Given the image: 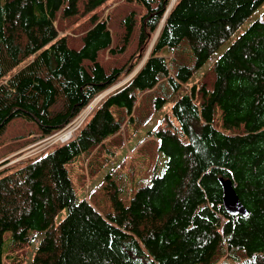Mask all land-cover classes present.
Returning a JSON list of instances; mask_svg holds the SVG:
<instances>
[{
    "label": "trees",
    "instance_id": "16d2710c",
    "mask_svg": "<svg viewBox=\"0 0 264 264\" xmlns=\"http://www.w3.org/2000/svg\"><path fill=\"white\" fill-rule=\"evenodd\" d=\"M108 1L0 0V134L24 118L38 129L25 141L67 126L130 75L153 41L136 74L102 99L73 140L0 163L7 165L0 169V264L36 236L30 264H264V21H253L213 58L264 0H177L169 10L171 0H125L144 10L138 57L106 70L99 52H123L136 29L131 13L114 45L107 22L94 13ZM59 14L68 20L91 14L78 48L59 37ZM209 61L207 73L172 103L177 126L165 120L149 132L165 157L162 174L125 205L111 171L105 214L77 199L66 166L133 123L141 97L158 112ZM220 179L231 181L246 217L224 211Z\"/></svg>",
    "mask_w": 264,
    "mask_h": 264
},
{
    "label": "rangeland",
    "instance_id": "374dc122",
    "mask_svg": "<svg viewBox=\"0 0 264 264\" xmlns=\"http://www.w3.org/2000/svg\"><path fill=\"white\" fill-rule=\"evenodd\" d=\"M94 13L99 15V19L107 22L112 33L114 45L117 43V40L120 36H122L124 31V27L121 23L122 20L127 15L132 13L135 19L136 29L133 37L128 40L125 50L116 54H110L107 51H100L98 54V61L106 70H110L112 67L116 66H127L135 62L138 57L136 33L139 25V18L144 13L143 8L136 4H128L125 0H109L104 5L99 7ZM91 14L83 17L79 16L76 19L70 20L61 18L60 14L57 15L55 25L59 30V37L67 36L68 45L73 48H78L80 45V36L89 27L88 18ZM257 19L264 21V2L217 50L213 58L221 55L227 47H229V45L233 43L235 39ZM152 43L131 74L122 77V81L119 82L120 86L125 84L142 66L149 54ZM27 63L28 60L22 62L14 68L11 73L13 74L17 72ZM211 63V61L207 62L193 76V78L188 81V83L180 88L177 94L173 95L163 105L158 112L156 111L152 113L151 109L149 110V106L147 105L149 99L148 96L141 97L137 102V108L134 112L136 119H134L133 123H127V125L124 124L120 134L109 139L106 147H101L89 155H80L73 163L66 166L69 177L76 190L77 199H87L96 207V209H98V211L105 214L111 210V203L106 194V191L110 189V185L104 189V187H106L105 177L111 171L113 173L112 179H115V184L117 186L116 189L119 191V197L125 205L129 203L132 195L138 188L143 187L150 182L153 175L160 176L162 174L165 157L157 151L156 141L153 138L154 135L152 132H149L152 128H157V126V129L164 128L165 120L167 123L170 122V124L172 123L177 126L176 121L170 113L173 101L179 95L188 92L190 87L197 83L199 79L207 73ZM205 81L206 85L210 87L211 79L205 77ZM114 110L115 109H113V112ZM166 117L168 118L166 119ZM88 119V117L85 118L82 126L88 121ZM214 120L217 129L221 130L220 112L218 110ZM35 131L38 132V129L31 121L24 118L12 119L0 134V163L5 159L12 160L9 164H7L10 165L16 161L25 160L37 155L41 150V152L46 151L45 148L42 149L41 147L38 150L30 149L31 147L37 145V143L43 138L39 139V137L32 136V139L30 140L31 142L25 141L29 137L28 133ZM147 133L151 135L149 136ZM55 146L49 148L50 150L47 149V152L51 151ZM4 167H1L0 169ZM65 216L66 210L60 212L55 217L54 224H57ZM5 238H9V233L6 234ZM40 239L41 236H36L30 245L22 248H16L12 251L10 250L8 256L4 259V264H30Z\"/></svg>",
    "mask_w": 264,
    "mask_h": 264
},
{
    "label": "built area",
    "instance_id": "2783aa9c",
    "mask_svg": "<svg viewBox=\"0 0 264 264\" xmlns=\"http://www.w3.org/2000/svg\"><path fill=\"white\" fill-rule=\"evenodd\" d=\"M103 96H104V94L96 97L93 100V102L90 105H88L79 115H77V117L72 122H70L67 126H65L63 129L59 130L58 132L41 139L37 143V145L31 147L30 149L31 150H34V149L38 150L41 147L42 149L45 148L47 150V149H49L55 145L64 144V143L72 140L75 137L76 132L81 128L85 118L89 116V114L93 110L96 103L99 102L103 98ZM41 151H39V152H41Z\"/></svg>",
    "mask_w": 264,
    "mask_h": 264
},
{
    "label": "water",
    "instance_id": "95a60500",
    "mask_svg": "<svg viewBox=\"0 0 264 264\" xmlns=\"http://www.w3.org/2000/svg\"><path fill=\"white\" fill-rule=\"evenodd\" d=\"M222 189V205L224 211L232 217H246L247 209L240 202L230 180L220 179Z\"/></svg>",
    "mask_w": 264,
    "mask_h": 264
}]
</instances>
